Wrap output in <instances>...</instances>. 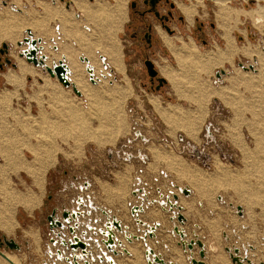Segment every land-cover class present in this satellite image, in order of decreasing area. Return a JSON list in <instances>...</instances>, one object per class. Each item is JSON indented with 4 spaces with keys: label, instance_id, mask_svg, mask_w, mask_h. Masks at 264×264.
<instances>
[{
    "label": "rangeland",
    "instance_id": "374dc122",
    "mask_svg": "<svg viewBox=\"0 0 264 264\" xmlns=\"http://www.w3.org/2000/svg\"><path fill=\"white\" fill-rule=\"evenodd\" d=\"M96 1H101L103 8L93 9ZM129 1L118 8L116 0H0V17L5 16L12 24L15 23L14 18H18L24 25H34L35 15L44 18L48 7H62L64 11H72L75 27L78 23L73 14L81 10L89 17L97 15L102 25L91 21L89 25L94 27L90 32L81 26L76 29L70 26L62 39L53 34L59 46L64 48L55 57L59 59L60 54L65 53L72 70L71 81L74 82L77 71L84 82V87H78L81 97H77L72 88L63 87L48 72L42 75L34 68V72L26 74L23 81L19 79L20 82L9 85L4 77L6 73L21 75L16 68V64L20 67V62L30 66L17 55L20 46L16 41L19 38L15 42L0 41V49L3 44L11 43L15 49L9 53L11 64L0 70L1 145L10 142L14 156H22L27 164H35L34 168L43 170L45 174L44 190L40 193L35 175L23 168L7 172L8 191L17 199L12 210L16 227L9 233L0 226V235L13 239L21 249L11 251L6 248L2 252L5 256L17 257L19 264H48L46 219L54 209H60L65 199L63 190L69 189L71 183L90 180L96 193L93 195L120 215L125 202L134 200L133 191L143 189L147 184L148 179L144 176L147 169L137 153L145 145L140 139L145 133L164 150L159 151L162 157L154 158L161 164L155 170L159 181L156 182L154 174L147 170L148 178L156 186L157 183L163 184L167 190L175 191L182 199H185L184 195L175 190L174 184L182 188L189 186L193 190L191 201L194 206L185 212L188 222L183 228L186 241L196 239V234L205 245L204 263L212 264L214 259L215 264H227L228 259V264H233L230 253L225 250L228 247L232 252L238 248L239 254L250 264H264V65L258 57L264 55V27L256 25L247 15L256 10L258 4L264 5V0H228L230 14L225 19L219 16L215 0H204L203 11H199L205 25L204 35L193 37L198 23L190 20V23L185 20L179 29L174 26L186 41H193L197 47L193 44L196 60L190 57L183 67L173 57H168L163 45L156 47L160 57H168L171 66L179 68L174 73H177L175 78L179 91L181 87L187 90L184 98L173 92L171 84L161 93L142 85L147 83L145 66L141 52L134 49L136 42L130 38L126 28L131 12ZM176 1L184 4L194 2ZM148 21L156 25L158 35L170 50L180 49L153 15ZM41 24L37 23L39 27ZM52 24L47 25L48 34L53 31ZM28 27L20 31L23 37H27ZM30 28L38 30L35 34L45 33V30L40 32L38 28ZM0 36H7V32L1 33L0 29ZM229 41H233L237 48L247 45L258 47L259 54L250 57L238 53L229 61L209 64L208 56L225 50ZM116 52L121 56L120 66L116 63ZM81 56L89 58L99 78L97 83H90L85 63L80 61ZM101 56L107 60V69ZM155 61L169 81L167 65H162L159 59ZM239 64L252 65L255 70H243ZM222 70L226 74L218 78L216 74ZM246 79L257 83L250 87ZM88 89L93 90L92 98ZM5 92L17 95L10 96L8 104H5L7 100L1 98L8 94ZM179 95L184 96L180 92ZM169 106L173 113L170 112L168 117L162 109ZM12 112L19 114L12 116ZM23 120L29 123L23 126ZM155 131L160 134L154 137ZM43 138L44 147L39 148L47 158L39 163L35 161L36 150L31 151L28 146H36ZM129 155L139 163V168L128 163L130 159L126 161ZM3 163L0 157V167ZM37 197H41L39 203H36ZM3 202V196H0V204ZM169 230L173 237L168 236L166 244L174 242L170 239H177L180 242L177 251L183 257V264H191V251L187 247L183 251L181 237L171 228ZM128 249L134 257H118L119 264H138L136 256L145 263L141 245H129ZM167 251V247L162 248L165 257L170 259ZM194 251L195 259L200 260L197 246ZM0 259L6 262L2 257Z\"/></svg>",
    "mask_w": 264,
    "mask_h": 264
},
{
    "label": "crops",
    "instance_id": "0c3cea01",
    "mask_svg": "<svg viewBox=\"0 0 264 264\" xmlns=\"http://www.w3.org/2000/svg\"><path fill=\"white\" fill-rule=\"evenodd\" d=\"M193 1H194L193 3L191 2L189 4H184L182 1L181 2L176 1V6L178 7L181 15H183L184 21L186 20L187 22H189L188 20H190V21L195 23V20L197 18H199L201 20V16L199 14V11H201V12L203 11V8L201 6L204 5V0H203L202 4L201 3L197 4L196 0H193ZM191 4H197V5H196V12L190 18L186 14L184 9L186 7H189ZM217 10H219V8H217ZM47 11H48L47 16H45L44 18H38L35 15L34 25L31 23L24 25L23 23L20 22L22 19H18V18H14L15 23L12 24L10 21H7L5 16L0 17L1 33L7 32V36H5V37L0 36L1 37L0 41L6 39L9 42L10 41L15 42V40H17L19 38V40L16 41V43L18 44V42H20L21 40H23L25 38V37H23V34L22 35L20 34V31H22L23 28H26L28 26L29 27L32 26L33 28H38L40 30V32H43L45 30V33L43 32L42 34L41 33L35 34L38 30H34L32 28L29 29V27H28L26 32L31 30L34 34V37L36 39L41 40V42H42L41 54L46 57V63L49 66H52L54 63H57L62 58H65V62L67 63V65L70 68V62L68 61V58L66 57L65 53H61L59 59L57 57H55V54L56 53L59 54L61 52V50H63L64 48L59 46V43L56 41V38H55V36H53V34L58 36L57 39H62L63 37L65 38V31L67 29H69L70 26H73L74 29H76V27L78 28V26H81V29H85L86 31L90 32L94 27V25H89L91 23V21L92 22L96 21V25L102 26V25H100V19H98L97 15H90V17L87 16L83 10L75 11V13L73 15H74L75 20L78 23V26L75 27L73 25L72 19H71L72 18V11L71 10H65L64 11L62 7H58V9L57 8L51 9L48 7ZM229 14H230V12H229ZM4 21H5V24L3 23ZM39 22H42L41 27H39L37 25V23H39ZM48 24H52L51 27L53 30L49 34H48V32H50V30H49V27H47ZM94 24H95V22H94ZM159 37H160V35H159ZM168 37L172 39L173 44L175 46L181 47L183 45L181 47L182 49L180 48L181 50L177 49V50L172 51V50H170L169 47H167L165 45L163 39L161 38V45H163V47H165L167 54L169 53L168 57H173L175 62L177 60L176 53H179L181 57L187 56L185 51H184L185 47H190L192 49L193 44L196 47V45L193 41H190V40L186 41L182 36H175V35L169 36L168 35ZM65 40L66 39H64L63 41L66 42ZM9 45L11 47V50L9 51V53H11V51L14 49V47H13L12 43ZM25 49H27V45L18 47L17 55L19 56V58L22 59V61L27 63L30 66V68L24 66L22 62H20V67H18V65L16 64V68H19L18 70L21 71V73H20L21 75L15 76V75H9L6 73L4 75V77L6 78V81L9 85H15L19 81V79H21V81H23L24 78L26 77V74L34 72L33 68L36 69L37 72L42 73V75H46V73H47V72L46 73L43 72L41 68L35 67L32 63H31L32 65L29 64L27 62L26 58L20 57L19 53ZM14 51H15V49L12 52H14ZM192 51H193V49H192ZM183 53H184V55L182 56ZM84 57H87V56H84ZM158 57H159L158 59L160 60L162 65H167L166 68L169 70V72H167L168 71L167 69H165L164 71L167 72L168 75H171V79L169 78V81H170L169 82L167 80V78L162 74L161 69L158 67L160 69L161 74L166 79L167 84L172 85L171 87H173L172 88L173 92L174 91L177 92L179 98H184L186 96L187 90L185 88L183 90V87H181L180 91H179V89H178L179 85L177 84L176 78H175V77H177V73H174L175 71L177 72L179 70V68L175 69L174 67H172L171 64L169 63L168 57L163 58V57H160L159 54H158ZM106 61L107 60L105 58V62ZM106 65L108 68L107 63H106ZM31 66H33V67H31ZM70 72H72V70ZM179 92H180V94H182L184 96L179 95ZM5 93H8V92H5ZM12 95L14 96L17 94L12 93ZM12 95L8 93L5 95H2L1 98H5L7 101H4V103L8 104L7 102L10 100V96L13 97ZM157 101L160 104V100H157ZM155 107H156V105H155ZM169 108H170V106L165 108V109H162L163 111H165L168 114V117L170 116V112L173 113V109L170 110L171 108L170 109ZM17 114H19V112H12L11 115L17 116ZM164 115L166 117V114H164ZM22 122H24V123H22L23 126H25V124L29 123V121H25V120H23ZM38 122H40V124H41V121H38ZM157 134H160V133H158L157 131L153 132L154 137ZM140 139L143 142V144H145V145L141 146L140 149L137 150V153L139 156L141 155V158H143V160H142L143 161V167L145 169H147L150 172V174H154L153 175L155 177L154 179L157 182L159 180H158L157 174L155 173L156 172L155 170L157 168H159L161 166V164H159V162H160L159 160H154V158L156 159L158 157H162V155L160 154L159 151H164V150L161 149L158 145H155L153 143V138H152V140L147 138V134H145V133L141 134ZM30 147L33 148V146L31 144H30ZM34 147H37V145ZM166 152H167V150H166ZM130 162L136 164V167L139 168V163L134 161L133 158L128 161V163H130ZM152 165H153V167H152ZM146 171L144 172V176L149 181L148 180L146 181V179L144 178L146 183H147L146 186L143 187V189L137 188L136 192L133 191L134 200L127 202V203L125 202V205H123V207H124L123 210L119 211L120 215L117 212H115L114 208H109L107 205L101 203L99 201V199L97 198V195L96 196L93 195V193L94 194H96V193L94 192L93 183L90 180H86V181H82L80 183L78 182V183H74V184L71 183L69 189L65 188L63 190V192L65 194V199L62 200V202L60 204L61 207H65L67 209H75L77 207L75 200L81 194L84 197L85 206L83 207V209H85V211L86 212L88 211L89 213H85L84 216H81L80 218H78V222L80 224V227L77 231V235L81 236V233L83 230L87 232L86 235L82 236V237L92 239V241H90V244L92 247L91 248L92 253L94 254L95 258L98 257V255H100L101 252H105L108 255H110V253L107 252L106 247L102 243L103 239H105V238L98 231L102 228H105V224H106L105 222L109 218H111V219L115 218L120 223H122V226H123V232L122 233H119V232H117V230H115L116 240H121L123 242V245L121 247H119L117 244L115 245L114 248L117 251L121 250L122 248H125L127 251H129V253H131L128 256L133 258L134 253H132V251L130 249H128V246L138 244L139 246L141 245V247H143V252L145 255V263L141 262V259H139L138 264H142V263L148 264V259H147V255L145 252L147 249L153 250L156 253V255H161V257L168 264H183V261H182L183 257L181 256L180 251H177L178 247H180L179 246L180 242L174 238L172 240L171 239L169 240L170 242L174 241L172 244L168 245V244H166V242H167L168 236L173 237V234L170 232L169 228H171L174 231V227H178L179 229H181L184 232V235H186L185 234L186 232L183 228L184 225H186L188 222L186 219L185 212L188 213L189 208H192L193 200L191 201V197L193 195V190H191L189 186L182 188V186L174 184L175 190L181 191L182 194H183L184 190L190 191V193L187 196H185L183 194L184 198L186 200L182 199L181 196H179L175 191L167 190L166 187L163 186V184L158 185V183H157V186H156L154 181L150 180V178H148L149 174ZM87 183H88V186L86 187L85 184H87ZM43 190H44V186H43ZM70 191H72L74 193H72V192L70 193ZM175 195L178 197L177 200L174 199ZM170 203L171 204L176 203L177 207H175V206L171 207ZM134 206L143 207L142 212H139L136 215H133L132 209L134 208ZM105 211L108 213L109 218L107 215L104 214ZM178 215H182L185 218L184 224L177 221L176 217ZM137 219L140 220L141 222H143L142 226L139 225L138 222H136ZM177 222H179L180 224H177ZM89 228H91V229L89 230ZM153 228H156V230L153 232V236L150 237L149 232ZM169 233H170V235H169ZM95 234H97V235H95ZM65 235H66V238L71 236L70 233L68 232V230H66ZM132 235H135V236L139 237L140 239H137V240L133 239L132 242L127 241L125 237L132 236ZM47 236L49 238L51 237V236H49V234ZM194 236L196 237V239H198V236L196 234H194ZM195 246L193 247V249H191V250L189 249V251H191L189 258L195 259V257H194L195 256L194 255L195 254V251H194ZM164 247L168 248L167 252H169V254H170L169 255L170 259H167L165 257V253L163 254L162 248H164ZM56 248H58V247L57 246L53 247V250H56ZM181 249L183 251L185 250V248L182 245H181ZM227 249H228V247L225 250H227ZM198 250H199V248H198ZM204 251H205V245H204ZM63 252H64L65 256H67L69 253H71L70 250H68V249L63 250ZM76 253H79V251ZM199 253H200V251H199ZM122 256H127V255H118V256L113 255L112 257L117 262L118 261L117 258L122 257ZM200 260H201V258H200ZM204 260H205V258H204ZM230 260H231V255H230ZM197 261H199V260H197ZM228 261L229 260L226 259L227 264L229 263ZM58 264H60V262H58ZM95 264H105V262L101 263L98 260ZM131 264H135V263L131 262ZM212 264H215L214 259H213Z\"/></svg>",
    "mask_w": 264,
    "mask_h": 264
},
{
    "label": "water",
    "instance_id": "95a60500",
    "mask_svg": "<svg viewBox=\"0 0 264 264\" xmlns=\"http://www.w3.org/2000/svg\"><path fill=\"white\" fill-rule=\"evenodd\" d=\"M4 4H6V2H4ZM27 37H25L22 41L18 42V45L24 46L27 45V49L21 51L19 53L20 57H24L26 58L27 62L29 64H33L35 67L41 68L43 72H48L52 78H56L58 80V82L66 88H72L74 94L78 97V96H82V92L78 89V87H76L74 85V83L71 81L70 76L72 74V72H70V68L67 65V63L65 62V58H62L61 60H59L57 63H54L52 66H49L46 63V57L44 55L41 54V50H42V42L40 39H36L34 37L33 32L27 31ZM9 50H10V45L8 44H3L2 48L0 49V54L3 53H8L9 54ZM100 59L103 61V66L106 69L107 65L105 62V58L103 56L100 57ZM0 60H1V56H0ZM80 61L82 63L87 64L85 71H87L88 75H89V81L92 84H95L99 81L98 77H95V71L93 69V67H91L89 65V59L87 57L81 56L80 57ZM7 64H11V59H7L6 60ZM239 67H241L243 70H255L254 66L249 65V67L247 66H243L242 64L238 65ZM146 67L150 72L151 76H154L156 74V71L153 69V65L147 61L146 62ZM226 72L224 70L217 72L216 76L219 78L221 77V75H225ZM85 186H88V183L85 184ZM190 193L189 190H184L183 194L185 196H187ZM174 199L177 200L178 197L175 195ZM77 204L81 207L84 206V199L83 197L78 198L77 200ZM170 206L173 207H177L176 203H170ZM143 207L140 206H134V208L132 209V213L133 215H136L139 212H142ZM239 213L242 212L241 207L238 208ZM89 213V212H87ZM85 211L84 210H63L61 214L58 213L57 209H54L51 213V215L48 217V222L51 225L50 226V230L51 232L54 234V236L56 238H51V243L54 244H60L65 250H70V255L69 256H64L63 252L61 250H57L56 251V255L58 256V258L62 261H65L66 264H80V262H83L84 264H91V262L95 261V258L92 257V251L89 249L88 246V241L85 240L82 236L86 235V231H82L81 233V237H78L77 234V230L80 227V224L78 223V218H80L81 216H84ZM105 215L108 216V213L105 211L104 212ZM177 221H179L180 223L184 224L185 223V218L182 215H178L176 217ZM73 221L74 225H71L70 223ZM139 225L142 226L143 222H141L140 220L137 219V221ZM105 228L100 229L99 233L105 238L103 239L102 243L104 244V246L107 249V252L110 253V255H108L107 253L106 256H99L98 259L101 262H106V264H118L115 259L112 257L114 256H118V255H130L131 253H129V251H127L125 248H122L121 250L117 251L114 247L117 244L119 247H121L123 245V242L121 240H116L115 238V230H117V232L122 233L123 232V226L122 223H120L118 220H116L115 218H109L106 222H105ZM91 228H89L90 230ZM68 230L69 233L72 235V237L67 238L66 240V236H65V231ZM156 230V228H153L150 232H149V236L152 237L153 236V232ZM174 232L176 234H178L181 239V245L185 248L187 247V249L191 250L193 249V247L196 245L199 248V256L201 258V260L197 261L194 258H190V261L192 264H204V262L202 260H204L205 258V253L206 251H204V245L203 243L198 240V239H191L188 241L185 240V235L184 232L179 229L178 227H174ZM97 235V234H95ZM127 241L132 242L133 239H140L139 237L132 235V236H128L125 237ZM89 239V242L92 241V239ZM5 243L7 244V246L9 247V249L11 250H15V251H19L21 249L20 245H18L16 243V241H14L13 239H5ZM228 252L231 255V261L233 264H244V262H246L247 264H250V262L248 260H245L239 253L240 250L238 248L230 250L229 248L227 249ZM79 253H76L78 252ZM146 255H147V259H148V264H168L167 262H165V260L161 257V255H156V253L151 250V249H147L146 251ZM0 256L3 257L5 260L8 258L5 257L4 254L0 253ZM91 256V262L88 260V257ZM152 258H151V257Z\"/></svg>",
    "mask_w": 264,
    "mask_h": 264
},
{
    "label": "bare ground",
    "instance_id": "6f19581e",
    "mask_svg": "<svg viewBox=\"0 0 264 264\" xmlns=\"http://www.w3.org/2000/svg\"><path fill=\"white\" fill-rule=\"evenodd\" d=\"M125 1H127V0H116V2L118 4V8H121L122 5L125 4ZM196 1H197V4H200V3L202 4V2H203V0H196ZM215 2H216L217 6L219 8L218 14L222 18H224V19H225V17H228V14L230 12V6H228V0H215ZM100 3H101V1H96V3L92 5L93 9H94V7L95 8H98V10L101 9V8H103V5L100 4ZM197 4H191L189 7H186L184 9V11L186 12V14L190 18L196 12V5ZM87 9H90V8L87 6ZM88 12H90V11H88ZM247 15L249 16L250 19H252L254 21V23L256 25H260L261 27H264V5L258 4L257 9L256 10H253L251 13H248ZM229 40H231V37L230 36H229ZM113 48H114V46H113ZM113 48H112V50H113ZM117 48H118V46H117ZM257 48H254L251 45H247V46H244L242 48H237L236 45L233 43V41H229L227 47L225 48V50H222L221 49V50H219V53L214 54V55H211V56H208V59H207L208 61L207 62H209V64H212V63L214 64V62H217V64H221V63H223V61H229V60H231V58L234 55L238 54V53H241L242 55L245 54L246 56H250L251 57V56H254V55H258L259 54V51H258ZM184 51H185V53H186L187 56L181 57L179 53H176L178 64L181 67H183V65L185 63V60L187 62V59H189L190 57L194 61L196 60V58L194 56L195 55L194 54V51H192V49L190 47H185V50ZM117 52L119 53L118 50H117ZM117 52H116V55H117V61H116V63H118L117 65L120 66V64H121V56L119 54H117ZM258 57H260L259 59H260L261 65H264V55L260 54V56H258ZM89 65H90V63H89ZM86 66H87V64H85V67ZM90 66L93 67V65H90ZM73 67H74V64H73ZM70 71H71V69H70ZM74 74H75L74 75V79H73L74 82H75L74 85L76 87H84V84H83L84 82L81 79V76H80L79 72L75 71ZM169 77L171 78L170 75H169ZM246 80H247L246 82L248 83V85L250 87L253 86L254 83H257V81L252 80V79H249V80L246 79ZM88 90L90 92L89 97L92 98L93 97V95H92L93 90H91V89H88ZM3 100H6V99L4 98ZM44 140H45L44 138H43V140L39 139V144H37L38 145L37 147L31 148L30 147V144H29V146L26 145V146H28L29 149H31V151L36 150V152H35V161H37L39 163H41L40 161L43 158H47L42 153L43 149L42 148H39V146L44 147V144H45L44 143ZM9 146H10V142L9 143H6V144H3V145H1V142H0V157L4 161L3 167H0V178H1V181H2V182H0V196H3V198H4V202L2 204H0V226L2 228L6 229L10 233V232H13L14 228L16 227L15 226V222H14V218H13V211L12 210H13L14 201L17 202L16 201L17 199L11 194L12 192H9L8 191L10 187L8 186V180H7V174L8 173L7 172H11V171L16 172L20 168H23L26 171H28L29 173L35 175V180H37V185L39 186V189L41 190L40 193L43 192V186H44V182H45L44 181L45 179H43V177H44L45 174H44V171L43 170H39L37 168H34L35 167V164H34V166L31 163H30L31 165L30 164H27L26 161H25V159L22 156H17V155L14 156L12 154V151H11L12 148L10 149ZM35 170H38V172L35 173ZM263 170H264V168H263ZM260 197H261V195H260ZM260 197H259V199H260ZM40 199H41V197H37L36 203H39L40 202ZM5 257H7L8 260L6 259V262H5L4 260L1 261V259H0V264H9V263L10 264H19V259L17 257H15V256H9V255H6ZM135 260L139 263V258L137 256L135 257Z\"/></svg>",
    "mask_w": 264,
    "mask_h": 264
},
{
    "label": "flooded vegetation",
    "instance_id": "af4514ba",
    "mask_svg": "<svg viewBox=\"0 0 264 264\" xmlns=\"http://www.w3.org/2000/svg\"><path fill=\"white\" fill-rule=\"evenodd\" d=\"M129 5L131 12L129 14V20L127 22L126 28L129 32L130 38L136 42L134 49L136 51L141 52L140 54L145 66L144 75L147 80V83L143 82L142 85H144V87L149 89L150 91L152 90L161 93V91L168 85L166 79L161 74L160 69L158 68V65L155 61V59L159 58L158 54L156 53V47L161 45V38L159 37L158 35L159 33L156 30L157 29L156 25L150 24L148 18L151 15H153L156 18L157 23H159L161 29L164 30L169 36H174L176 34H179L177 28L179 29L184 24L183 23L184 17L183 15H181L178 7L176 6V0H130ZM195 22L196 24L197 23L198 24L196 25L197 28L196 31L194 32L193 37L197 38L202 33L205 34L204 31L205 25L199 18H197ZM174 26H176L177 28H175ZM211 26L213 28L214 24ZM202 41L204 44H207L206 39H203ZM0 56H1V60H0V70H1L4 69L5 65L7 64L6 60L9 59L8 58L9 54L3 53L0 54ZM147 61H149L153 65V69L156 71V74L154 76L150 75V72L146 67ZM66 209L67 208L65 207H60L58 213L61 214L62 211ZM47 219H46L45 235L48 242L46 243V250L50 245V240H49L50 238L47 235L49 234L50 236L52 234L50 230L51 225L49 224ZM5 239H9V238L0 235V253L2 254H4L2 252V249H6V248L9 249V247L5 243ZM11 251H15V250H11Z\"/></svg>",
    "mask_w": 264,
    "mask_h": 264
},
{
    "label": "built area",
    "instance_id": "2783aa9c",
    "mask_svg": "<svg viewBox=\"0 0 264 264\" xmlns=\"http://www.w3.org/2000/svg\"><path fill=\"white\" fill-rule=\"evenodd\" d=\"M107 69V68H106ZM89 77V76H88ZM96 77V76H95ZM131 158H133L132 157V155H129L128 156V158H125L126 159V161H128L129 159H131ZM136 192V191H135ZM81 197H83L82 196V194L78 197V198H81ZM78 198L75 200V202H76V204H77V200H78ZM83 199H84V197H83ZM84 206H85V203H84ZM83 206V207H84ZM83 207H81L80 208V206L77 204V207L75 208V209H70V210H84L85 211V209H83ZM88 212V211H87ZM86 211H85V213H87ZM79 223V222H78ZM71 225H74L73 224V221L70 223ZM79 229V228H78ZM78 231V230H77ZM100 231V230H99ZM98 231V232H99ZM66 232V231H65ZM69 232V231H68ZM65 234V233H64ZM71 235V234H70ZM77 235V234H76ZM51 237H50V245L48 246V248H47V250H46V255H48V261H46V263H48V264H58V262H60V264H66V262L65 261H62V260H60L59 258H58V256L56 255V251L57 250H61L62 252H63V250H65L59 243L58 244H54V243H51V238H56L55 236H54V234L52 233V235H50ZM66 236V235H65ZM78 236V235H77ZM70 237H72V235L70 236ZM70 237H67V238H70ZM78 237H81V236H78ZM67 238H66V240H67ZM85 239V238H84ZM85 240H87L88 241V246H89V249L91 250V244H90V242H89V239H85ZM58 247V248H56V250H53V247ZM92 251V250H91ZM93 254V253H92ZM63 255H64V252H63ZM70 255V253L67 255V256H69ZM65 256V255H64ZM99 256H106V254H105V252H101L100 253V255H98V257ZM92 257H94V254L92 255ZM98 257H94L95 258V261L94 262H91V256H89L88 257V260L91 262V264H95L99 259H98ZM99 262H101L100 260H99ZM105 262V261H104ZM102 263V262H101ZM80 264H84L83 262H80ZM105 264H106V262H105Z\"/></svg>",
    "mask_w": 264,
    "mask_h": 264
}]
</instances>
